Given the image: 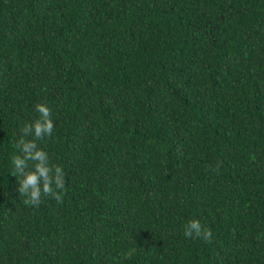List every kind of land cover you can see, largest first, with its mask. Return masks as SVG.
I'll return each mask as SVG.
<instances>
[{
  "label": "trees",
  "instance_id": "obj_1",
  "mask_svg": "<svg viewBox=\"0 0 264 264\" xmlns=\"http://www.w3.org/2000/svg\"><path fill=\"white\" fill-rule=\"evenodd\" d=\"M38 103L65 190L31 207ZM0 264H264V0H0Z\"/></svg>",
  "mask_w": 264,
  "mask_h": 264
},
{
  "label": "clouds",
  "instance_id": "obj_2",
  "mask_svg": "<svg viewBox=\"0 0 264 264\" xmlns=\"http://www.w3.org/2000/svg\"><path fill=\"white\" fill-rule=\"evenodd\" d=\"M35 111L39 113V118L25 123L21 128V138L16 145L19 154L13 155L11 159L20 177L17 192L24 197V205L31 207H38L45 197L62 203L65 190L64 170L51 162L48 152L38 143L50 137L55 127L51 109L46 104L38 103ZM183 235L205 242H211L213 237L211 229L203 227L195 219L186 223Z\"/></svg>",
  "mask_w": 264,
  "mask_h": 264
}]
</instances>
